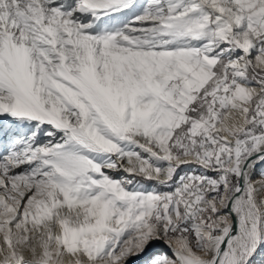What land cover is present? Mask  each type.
Here are the masks:
<instances>
[{
  "label": "snow or ice",
  "instance_id": "obj_1",
  "mask_svg": "<svg viewBox=\"0 0 264 264\" xmlns=\"http://www.w3.org/2000/svg\"><path fill=\"white\" fill-rule=\"evenodd\" d=\"M0 264H264V0H0Z\"/></svg>",
  "mask_w": 264,
  "mask_h": 264
}]
</instances>
